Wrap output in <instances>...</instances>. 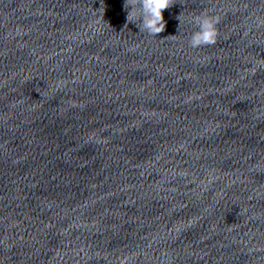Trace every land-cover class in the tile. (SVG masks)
<instances>
[{"label": "water", "instance_id": "1", "mask_svg": "<svg viewBox=\"0 0 264 264\" xmlns=\"http://www.w3.org/2000/svg\"><path fill=\"white\" fill-rule=\"evenodd\" d=\"M124 2L0 0V264H264V0Z\"/></svg>", "mask_w": 264, "mask_h": 264}, {"label": "clouds", "instance_id": "2", "mask_svg": "<svg viewBox=\"0 0 264 264\" xmlns=\"http://www.w3.org/2000/svg\"><path fill=\"white\" fill-rule=\"evenodd\" d=\"M103 0H101V6ZM174 5L173 0H125L124 9L127 13V21L130 23L135 17L139 20L140 31H146L149 35L158 36L164 32L166 21L163 13ZM104 6V5H103ZM193 22L197 25V31L192 34L190 47L199 48L216 43L218 20L212 16H198Z\"/></svg>", "mask_w": 264, "mask_h": 264}]
</instances>
